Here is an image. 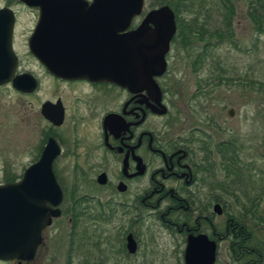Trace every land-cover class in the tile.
<instances>
[{"label":"flooded vegetation","instance_id":"obj_1","mask_svg":"<svg viewBox=\"0 0 264 264\" xmlns=\"http://www.w3.org/2000/svg\"><path fill=\"white\" fill-rule=\"evenodd\" d=\"M24 11L32 15L25 36L21 28ZM39 11V7L20 5L19 0H0V59L11 54L12 76L34 78V90L28 94L15 91L18 95H35L40 87L37 77L24 71L23 50L49 79L50 98L37 109L45 126L38 129L41 137L33 162L52 140L58 153L51 169L61 201L56 207L59 216L51 224L65 217L75 225L89 216L88 203H96L106 212H98L93 222L99 226L116 217L120 223L114 236L117 248L132 256L139 234L129 228L147 210L173 242L179 264H185L186 256L201 264L211 244L213 264L221 244L231 264H264V149L258 151L238 133L231 123L232 109L223 106L218 107V115L212 113L215 106L206 99L208 91L204 93L208 86L199 79L202 69L194 71L195 90L185 100L176 91L182 87L181 79L170 80L166 56L165 72L154 79L158 100L151 89L130 94L115 84L59 80L28 51ZM136 20L127 30L137 25ZM45 102L52 106L49 116L54 121L61 112L59 124L41 116ZM223 111L225 116L219 115ZM64 172L70 178L67 186ZM50 226L42 231L33 258L19 264L33 262ZM127 235L135 245L132 254L125 249ZM7 263L16 264L0 261Z\"/></svg>","mask_w":264,"mask_h":264},{"label":"water","instance_id":"obj_2","mask_svg":"<svg viewBox=\"0 0 264 264\" xmlns=\"http://www.w3.org/2000/svg\"><path fill=\"white\" fill-rule=\"evenodd\" d=\"M19 1L20 5L40 9L27 45L47 72L63 81L115 84L130 94L151 89L158 100L154 79L165 72V56L176 30L173 11L167 5L142 15L144 0ZM140 16L137 25L127 30ZM11 61V54L0 59V86L10 84L14 91L31 93L34 78L29 74L12 76ZM51 107L43 103L40 114L57 125L61 112L54 121L49 116ZM57 153L49 139L18 180L0 184V261H30L42 231L59 216L56 207L61 191L51 169ZM125 249L129 254L135 251L130 235L126 236ZM195 260L186 256L185 264H196ZM199 261L213 264L212 244Z\"/></svg>","mask_w":264,"mask_h":264},{"label":"rangeland","instance_id":"obj_3","mask_svg":"<svg viewBox=\"0 0 264 264\" xmlns=\"http://www.w3.org/2000/svg\"><path fill=\"white\" fill-rule=\"evenodd\" d=\"M158 1L170 0H144L142 15L149 9L161 6L158 5ZM229 1L234 11L231 21L232 37L229 43L217 45L214 37L202 36L203 40L209 42L203 55L204 61L200 68L202 71L199 79L208 86L204 93L208 91L206 99L210 101L209 104L215 106L211 112L218 115V107H221V110L223 106L232 109L234 113L232 125L237 126L238 133L246 138L247 143H251L252 147L262 152L264 149V35L255 32L245 15L248 0ZM260 1L264 6V0ZM194 2L197 11L203 17L199 16V20L206 17L208 30H220L218 0ZM180 13L184 14L181 8ZM31 18L30 11L23 12L21 21L23 36L30 29ZM140 18L141 16L134 21V24H137ZM192 39L194 43L189 46L192 51L184 52L175 42L170 43L166 55L170 80L181 79L182 87L176 91H179L183 100L194 93V83L197 79L193 70V58L200 53L204 44L203 40L199 41L196 36ZM23 52L24 71L37 77L40 87L35 95L28 96L18 95L10 86L0 87V184L3 183L4 173L18 175L20 178L22 171L35 159L41 137L38 129H43L45 126L43 121H39L37 109L41 101L50 98L47 88L48 77L31 58L25 56L24 50ZM213 74L220 78L219 83L214 84L209 81L210 78L213 80ZM198 100H202V97ZM219 115L225 116V111L220 112ZM262 169L264 170V158ZM62 176L64 185L67 186L70 178L65 172ZM262 207L264 211V202ZM87 211L89 216H83L75 225L73 222L69 223L65 217L53 221L43 233V244L33 262L28 264H179L173 242L147 210L143 212L140 222L129 228L130 231L136 230V234H139V246L132 256L121 254L117 248L119 245L114 236L116 227L120 224L119 220L114 217L111 221L103 222L99 227L93 222V217L98 212H106V209L90 202ZM99 234H102L101 237L104 239L100 241L98 248L92 249V242L96 241ZM81 236L86 237L85 240H81ZM216 264H231L225 244L220 245Z\"/></svg>","mask_w":264,"mask_h":264},{"label":"trees","instance_id":"obj_4","mask_svg":"<svg viewBox=\"0 0 264 264\" xmlns=\"http://www.w3.org/2000/svg\"><path fill=\"white\" fill-rule=\"evenodd\" d=\"M195 0H170V1H158V5L166 4L168 5L174 14L175 21V34L171 39V43L177 42L180 45V49L184 52H189L190 45L194 43L193 36H196L199 41L203 40L202 36H207L209 38L214 37L216 39V44L229 43L232 37L231 31V21L234 16V11L229 0H218L217 6L220 17V30H208L206 27V17L200 15L196 9ZM246 9V17L248 21L252 24L253 29L258 35H264V6L261 4L260 0H248ZM183 11L184 14L180 13ZM201 8V6H198ZM199 16L202 17L199 20ZM204 44L201 47L200 53H197L193 58V70L200 69L204 61V53L206 44L208 41L203 40ZM192 51V50H191ZM212 76V73L210 74ZM219 77L213 74L209 81L216 84L219 83ZM205 84V83H204ZM199 88V87H198ZM19 179L18 175L4 173L3 183H12ZM86 237L81 236V240H85ZM89 239V238H88ZM104 238L101 235H97L96 241L92 242V249L98 248ZM88 242V241H87ZM90 245V243H89ZM71 248V243L69 244ZM77 248V247H76ZM120 252V251H119ZM121 253V252H120Z\"/></svg>","mask_w":264,"mask_h":264}]
</instances>
